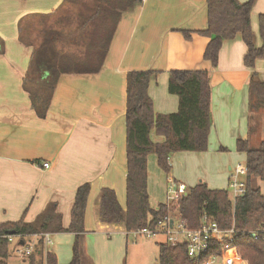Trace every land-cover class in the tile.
Listing matches in <instances>:
<instances>
[{
  "label": "crops",
  "instance_id": "1",
  "mask_svg": "<svg viewBox=\"0 0 264 264\" xmlns=\"http://www.w3.org/2000/svg\"><path fill=\"white\" fill-rule=\"evenodd\" d=\"M83 1L65 3L62 15L85 10L83 3L92 5L88 3L91 0ZM64 2L0 0V223L22 217L33 221L55 202L63 225L68 227L76 191L89 183L85 240L95 227L109 226L100 221L97 202L102 188L110 187L116 190L120 203H126V77L131 70L159 71L149 86L159 113L176 112L179 107L178 96L169 92L171 70L209 71L213 117L209 148L205 152L173 153L171 171L165 179L173 178L189 188L201 182L210 188L230 187L233 168L246 165V153L237 150V139L250 137L253 146L264 139V114L257 113L251 119L249 110L251 74L255 69L264 81V58L256 60L254 69L249 68L244 62L248 47L238 34L224 42L214 67L204 58L210 38L193 33L187 40L179 31L207 27V0H145L122 13L102 69L62 74L48 114L41 118L24 88L33 46L20 40V32L25 27L37 29L41 25L36 15L50 13ZM260 14H264V0H255L251 20L258 46L262 44ZM65 51L81 57L86 52L85 43L70 42ZM251 125L256 129L250 134ZM151 137L155 142L165 140L154 131ZM44 162H50L51 167L44 169ZM157 169L165 174L157 155L151 153L150 193V178ZM155 180L161 183L158 177ZM258 185L264 193V180ZM50 234L51 239L61 234L72 236L73 241L75 238L72 232ZM84 244L86 253V241ZM26 261L30 264L24 258Z\"/></svg>",
  "mask_w": 264,
  "mask_h": 264
},
{
  "label": "trees",
  "instance_id": "2",
  "mask_svg": "<svg viewBox=\"0 0 264 264\" xmlns=\"http://www.w3.org/2000/svg\"><path fill=\"white\" fill-rule=\"evenodd\" d=\"M81 4L83 0H65L56 10L36 15L41 26L27 30L22 28L20 40L33 46L31 64L24 79V88L29 93L37 115L45 118L51 106L54 89L64 73L99 72L124 11L142 5L143 0H91L83 9L72 15H62L65 3ZM255 0H207L208 25L201 30L181 29L190 40L193 33L209 37L204 58L216 67L219 52L226 40L240 34L248 49L245 64L255 68V62L264 58V14L259 15V32L262 44L258 46L252 29L251 12ZM86 41V42H85ZM70 42L84 44L85 55L67 53ZM48 75L45 77V73ZM159 71L131 70L127 73L126 100V203L123 206L115 189L102 188L98 199L99 219L107 225L121 226L126 232L143 227L155 228L159 221L171 214L174 218L186 220L190 228L202 223L204 214L215 220L223 229L235 228L231 240L213 241L210 255H220L228 247L237 249L246 264H264V193L258 181L264 180V139L257 146L251 138H238L237 150L246 153L247 191L235 200L228 189L210 188L198 183L189 188L186 196L174 203H160L153 207L148 192V156L155 153L158 164L166 173L171 171L170 156L176 152H205L209 148V135L213 123L211 111V83L208 70H171L169 92L179 98L176 112L159 113L149 94V86ZM249 110L252 116L264 114V81L254 69L249 83ZM256 127L251 125L249 133ZM156 132L164 136L162 142H155L151 135ZM224 148V147H223ZM91 193V185L78 187L68 227L63 225V215L57 203L50 202L33 220L22 217L18 221L0 223V264H8L20 241L24 244L40 233L72 232V258L69 264H89L85 253V217ZM14 230L16 234H10ZM252 232H256L253 236ZM10 235L21 236L11 241ZM43 237L34 241L33 253L25 259L30 264H58V257L46 250ZM46 252V253H45ZM160 264H193L185 243L173 245L159 243Z\"/></svg>",
  "mask_w": 264,
  "mask_h": 264
},
{
  "label": "built area",
  "instance_id": "3",
  "mask_svg": "<svg viewBox=\"0 0 264 264\" xmlns=\"http://www.w3.org/2000/svg\"><path fill=\"white\" fill-rule=\"evenodd\" d=\"M44 169L51 167L50 162L43 163ZM247 167L246 165L237 164L230 176V188L233 191L232 199L243 196L247 191L246 181ZM189 192V187L173 178L168 179L167 189V204L178 202L181 198L186 196ZM137 235H147L149 237H155L157 235H163L166 240L164 242L171 243L173 245L185 243L188 248V254L192 259L193 264H246V261L240 256L237 249L234 247H228L222 254L210 255L211 244L213 241L223 242L226 239L232 238L235 228L223 229L219 224L211 219L207 214H204L202 223L197 228H190L186 220L180 218H174L171 214L160 220L155 228L143 227L136 231ZM255 236L256 232H252ZM43 237L46 243L52 242L51 234L49 232L34 234L32 236H26L25 238H37ZM22 238L17 235H10L11 241H16ZM47 250V247H46ZM34 251V242L20 245L18 252L22 256H30ZM46 253V252H45ZM47 264V262H45Z\"/></svg>",
  "mask_w": 264,
  "mask_h": 264
},
{
  "label": "rangeland",
  "instance_id": "4",
  "mask_svg": "<svg viewBox=\"0 0 264 264\" xmlns=\"http://www.w3.org/2000/svg\"><path fill=\"white\" fill-rule=\"evenodd\" d=\"M145 3L143 0L142 4ZM243 162V161H242ZM244 166L245 164L242 163ZM211 166L214 165L211 163ZM165 172V171H164ZM149 188L150 201L155 208L167 198L168 178L165 179L160 170L152 172ZM158 177L163 182V186ZM162 191L160 190V187ZM190 186H193L192 184ZM230 196L233 191L230 187ZM109 228V229H108ZM28 243L34 242V238H28ZM166 238L163 235L149 237L147 235H137L136 232L130 233L123 231L118 226L109 225L107 227H95L93 232L87 235L86 254L89 256V264H160L159 263V243L164 242ZM72 236L68 234L54 235L52 242L47 244L50 250H54L58 257V264H69L72 257ZM13 252L8 259V264H29L24 262V257L18 252L15 242L12 243Z\"/></svg>",
  "mask_w": 264,
  "mask_h": 264
},
{
  "label": "water",
  "instance_id": "5",
  "mask_svg": "<svg viewBox=\"0 0 264 264\" xmlns=\"http://www.w3.org/2000/svg\"><path fill=\"white\" fill-rule=\"evenodd\" d=\"M10 234H16L15 233V231L14 230H12L11 232H10ZM20 245H23L24 244V242L23 241H20V243H19Z\"/></svg>",
  "mask_w": 264,
  "mask_h": 264
}]
</instances>
